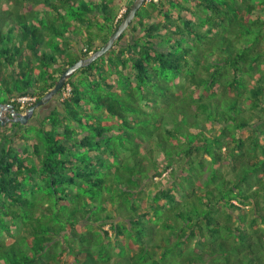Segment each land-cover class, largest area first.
Masks as SVG:
<instances>
[{"label": "trees", "instance_id": "16d2710c", "mask_svg": "<svg viewBox=\"0 0 264 264\" xmlns=\"http://www.w3.org/2000/svg\"><path fill=\"white\" fill-rule=\"evenodd\" d=\"M134 2L0 0V105L39 103ZM67 84L38 139L0 119V264H264V0L145 3Z\"/></svg>", "mask_w": 264, "mask_h": 264}, {"label": "water", "instance_id": "95a60500", "mask_svg": "<svg viewBox=\"0 0 264 264\" xmlns=\"http://www.w3.org/2000/svg\"><path fill=\"white\" fill-rule=\"evenodd\" d=\"M144 2L145 0H135L127 17L123 20L117 31L111 36L107 44L102 49L92 54L89 58L83 59L78 63H76L75 65L69 67L60 77L56 86L39 103H37L32 108H30V110L26 115L24 116L19 115L16 119H12V121L20 122L21 124L26 126L29 120L34 116L36 110L46 106L55 97H57L59 93L62 91L63 87L66 85L67 81L71 79L76 72H78L80 69L84 67L91 65L92 63L103 57L107 52H109L114 47L115 43L121 38L123 33L129 29L130 25L135 20L138 11L144 5ZM1 109L5 110L6 108L5 106H1Z\"/></svg>", "mask_w": 264, "mask_h": 264}, {"label": "rangeland", "instance_id": "374dc122", "mask_svg": "<svg viewBox=\"0 0 264 264\" xmlns=\"http://www.w3.org/2000/svg\"><path fill=\"white\" fill-rule=\"evenodd\" d=\"M56 105V104H55ZM10 114H11V112H3V111H1L0 112V115H2L3 117L1 118L5 123L7 122V121H9V118H10ZM40 116V115H39ZM40 119V120H39ZM42 121V117L41 118H34L33 120H31L32 121V123H31V125H29V126H25L24 128H20L19 126V128L20 129H22V131H23V133L25 134V133H27V136L28 137H30V139H31V137H34V138H36L37 137V139H38V137H39V135H38V133H39V131H40V129H39V127H38V125H37V123L39 122V121ZM33 121H35V123L33 122ZM30 122V121H29ZM15 122L14 121H12L11 120V122H10V124H9V129L11 130V129H13V127H14V125H12V124H14ZM4 126V125H3ZM21 145V143L19 142L18 143V146H20ZM161 159V158H160ZM163 182H165L164 180H163Z\"/></svg>", "mask_w": 264, "mask_h": 264}, {"label": "clouds", "instance_id": "9594fccd", "mask_svg": "<svg viewBox=\"0 0 264 264\" xmlns=\"http://www.w3.org/2000/svg\"><path fill=\"white\" fill-rule=\"evenodd\" d=\"M152 1H154V0H145L144 4L147 3V4L149 5ZM142 7H143V6H142ZM142 7H141V8H142ZM126 11H127V9L124 8V9L121 11V14L119 15V18H121L122 15H123ZM129 28H130V27H129ZM125 32H126V31H125ZM125 32H124V33H125ZM124 33H123V34H124ZM115 44H116V43H115ZM114 46H115V45H114ZM85 51H86V50H85ZM97 52H98V51H97ZM95 53H96V52H95ZM92 54H94V53H92ZM92 54H91V55H92ZM91 55H90V56H91ZM90 56H89V57H90ZM89 57H88V58H89ZM86 59H87V58H86ZM82 60H83V59H82ZM80 61H81V60H80ZM67 82H68V81H67ZM67 86H70V87H71L70 84H67V83H66V85L63 87L62 91L59 93V94H62V99L69 98L70 95H71V93H70L69 96H67V97L64 96V90L66 89ZM71 92H72V88H71ZM35 99H36V98H35ZM35 102H36V101H35ZM31 105H32V104H31ZM1 106H5V108H7L8 106H11V105H0V108H1ZM11 107H12V106H11ZM44 107H45V106H44ZM41 108H42V107H41ZM41 108H40V109H41ZM1 110H2V109H1ZM5 110H6V109H5ZM29 110H30V109H27V110L25 109V110H24V113L22 114V116L26 115V114L28 113ZM38 110H39V109H38ZM12 111H14V110L11 108V114H10V115H12V118H9V121H11L12 119H16V118L19 116L18 113H16L15 111H14V112H12ZM13 117H14V118H13ZM1 118H2V117L0 116V119H1ZM1 120H2V119H1ZM30 120H31V119H30ZM2 121H3V120H2ZM9 121H7V122H9ZM7 122H6V123H7ZM3 123L6 124L4 121H3Z\"/></svg>", "mask_w": 264, "mask_h": 264}, {"label": "built area", "instance_id": "2783aa9c", "mask_svg": "<svg viewBox=\"0 0 264 264\" xmlns=\"http://www.w3.org/2000/svg\"><path fill=\"white\" fill-rule=\"evenodd\" d=\"M70 93H71V87L67 86L66 89L64 90V96L67 97L70 95ZM20 101H22L21 109H24L25 107H27V105L33 104L36 101V99L35 98H23V99H20ZM11 108H12L11 106H8L6 108V110H1V108H0V112L1 111L11 112ZM12 112H14V111H12ZM0 116L3 117L2 115H0Z\"/></svg>", "mask_w": 264, "mask_h": 264}, {"label": "crops", "instance_id": "0c3cea01", "mask_svg": "<svg viewBox=\"0 0 264 264\" xmlns=\"http://www.w3.org/2000/svg\"><path fill=\"white\" fill-rule=\"evenodd\" d=\"M30 121V120H29Z\"/></svg>", "mask_w": 264, "mask_h": 264}]
</instances>
